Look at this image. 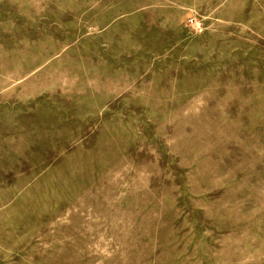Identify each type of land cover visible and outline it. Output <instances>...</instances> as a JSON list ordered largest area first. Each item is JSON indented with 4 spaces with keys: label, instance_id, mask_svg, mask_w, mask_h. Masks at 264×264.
Instances as JSON below:
<instances>
[{
    "label": "rangeland",
    "instance_id": "374dc122",
    "mask_svg": "<svg viewBox=\"0 0 264 264\" xmlns=\"http://www.w3.org/2000/svg\"><path fill=\"white\" fill-rule=\"evenodd\" d=\"M0 264H264V0H0Z\"/></svg>",
    "mask_w": 264,
    "mask_h": 264
}]
</instances>
